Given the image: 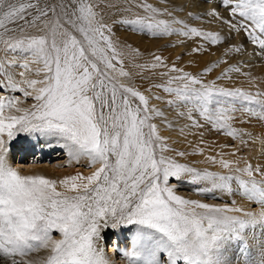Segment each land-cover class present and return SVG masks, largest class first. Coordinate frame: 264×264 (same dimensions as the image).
Here are the masks:
<instances>
[{
  "label": "snow or ice",
  "instance_id": "snow-or-ice-1",
  "mask_svg": "<svg viewBox=\"0 0 264 264\" xmlns=\"http://www.w3.org/2000/svg\"><path fill=\"white\" fill-rule=\"evenodd\" d=\"M222 2L233 4V0ZM136 6L147 15L122 23L146 29L153 36L176 31L169 21L157 19L160 9L147 2ZM61 7L65 8L63 19L52 20L49 12L55 15V7H40L39 0H0V91L19 90L36 102L25 108L17 97L0 96V252L10 264H110L95 242L101 227L133 224L139 227L131 247L121 250L129 264H165L161 255H166L167 264H228L224 259L228 246L242 243L249 228L264 227V171L250 163L235 167V173L247 174L248 179H243L201 171L166 155L174 150L152 122L163 113L150 105L149 96L119 79L130 73L111 36L105 34L111 33V27L96 10L99 3L71 0ZM230 12L243 20L224 22L237 32L243 30L264 49V0H235ZM209 15L219 17L215 9ZM181 31L212 44L224 39L217 32L195 27ZM199 51L200 47L193 49ZM154 60L150 66L137 67H167L160 56ZM15 67L22 71L13 72ZM214 67L215 63L204 72ZM228 71L239 68L232 66L225 74ZM161 75L168 76L167 83L154 87L175 93L168 103H194L219 128L228 127L230 119L222 105L237 100L264 105L258 99L264 93L204 83L175 65ZM174 81H180V86L172 87ZM193 126L201 127L196 121ZM20 132L60 137L70 157L84 156L89 167L98 166L88 175L77 173L59 181L22 175L6 158L7 143ZM228 134L234 135L235 130ZM222 156L219 161L215 156L208 159L225 169L237 163ZM254 173L262 179L257 180ZM185 174H190L188 183L211 182L200 192L231 193V181L236 180L242 194L260 204L261 210L216 206L177 195L170 178L180 181ZM53 229L59 231L60 239H53ZM42 249L48 254L39 261L29 258ZM251 264H264V245Z\"/></svg>",
  "mask_w": 264,
  "mask_h": 264
},
{
  "label": "bare ground",
  "instance_id": "bare-ground-1",
  "mask_svg": "<svg viewBox=\"0 0 264 264\" xmlns=\"http://www.w3.org/2000/svg\"><path fill=\"white\" fill-rule=\"evenodd\" d=\"M105 1L106 0H103V1L98 0L95 2V3H99V7L96 10L101 13L102 20L104 18H109V17L112 19L116 18V16L119 15L118 10H119V3L121 0H119V1L112 0L114 2V4H116V5H114V7L116 9L109 10L108 12H105V8L108 9V6H106ZM142 2H147L149 4H152L154 7L161 10L159 12V14L157 15V19H168V20L172 19V21H175V19L178 21V19H177L178 15H181V17H182V16H186V15L191 14L190 12H198V11L202 12L204 9H207L210 6V4H208V2H205V4H204L202 2H195L194 0H189V1L178 0L176 3H173L171 1H166V2L164 1L163 2L161 0H122L121 3L123 6H125V9L130 8V10L126 12V14H128V18L135 17L136 15H141V16L147 15V13L145 12L144 9L136 6L137 4L142 3ZM209 2H210V0H209ZM206 4H208V5L206 6ZM169 13L171 15H169ZM203 19H205V18H202V16H201L199 19L197 17H193L191 20L192 21H195V20L203 21V28L202 27L200 28L199 26L195 27V28L202 30V31L207 32V30L210 31V29L216 28V26L213 25L214 21L209 20V19H205V20H203ZM118 23H120V22H117V20L113 21L114 25H117ZM172 24L173 23H171V25ZM174 24H176V23H174ZM118 26H117V28L116 27L114 28L116 35H117V30H119L118 36L123 38L124 35H121V33H123L126 30L122 29V28H120V26L119 27ZM192 27H194V26L192 25ZM219 29L220 30L222 29L224 32H226L227 29L229 30V28L226 29V28H224V26L223 27L221 26V28H219ZM217 31H219V30H217ZM173 33L174 34H172L173 35V37H172L173 38L172 60L174 61V65L177 68H181L186 72L193 73V75H194L196 73H199L198 72L199 69H197L198 66L200 68L203 66H207L206 64H209L211 61L212 62H215L216 60L220 61V58L218 56L220 51H222L220 49L221 48L220 45L212 44L209 41L208 43L209 44L211 43V47H210V49H205V47L207 48V45H206L207 41H205L203 39V37H197V36H193L191 34L188 35L187 37L184 35V37H183V35L181 34L182 32L180 34L179 33L175 34V32H173ZM226 33L228 34V32H226ZM136 34H138V33H136ZM231 34H233V33H231ZM125 35L128 37V39H130V41L134 39L135 42L137 41L140 45L143 46V43H141V41H144V39H141L139 37L138 38L133 37V34H125ZM139 36H140V33H139ZM143 37H145V36H143ZM185 37L187 38V40H185L186 39ZM224 37H226V36H224ZM148 39H147V42H149V43L146 42L147 44H145V41H144V46H145L144 48H146L148 50V52H149L148 55H150V54L154 55L156 53V49H157L156 46H157V44H158L157 42H159V40L156 42V40L151 41ZM224 39H225L224 41L228 40V38L227 39L224 38ZM234 39L237 41L238 37H235ZM113 40H114V38H113ZM115 40H118V38ZM195 41H197V42L200 41L202 43L200 44V42H199L197 44V42L195 43ZM114 43L117 45V47H119L117 49L123 55V56L121 55V58L123 59L126 55V52H125L126 49L123 47V45L122 46L120 45L121 42L115 41ZM202 44H205V47L201 46ZM223 44H224V42H223ZM197 47H200L201 51L193 52V49L197 48ZM224 47H226V46H224ZM172 52H170V53H172ZM179 53H183V55H184V56L182 55L183 60H179V58H178ZM2 55H3V53L0 52V56H2ZM125 58L128 60L127 57H125ZM169 61H170V59H169ZM129 63H130V61H129ZM133 63L135 64L136 62H133ZM248 63H246V64L248 65ZM263 63L258 64L257 66L252 65L250 72H252V73H258L261 71L263 72V70H264V64ZM218 64L220 65V63H218ZM219 65L216 64L215 68L218 69ZM255 65H256V63H255ZM118 67H119V65H118ZM123 67L126 71H128L130 73V76L119 78V79H121L122 82L132 86L134 83V79H133L134 77H132V73H133L132 71L134 70L136 75L139 74V72L136 71L137 68H133V69L131 68V67H133L132 64H129V66L123 65ZM171 67H172V65L170 66L169 69L166 67H157L158 68L157 70L161 69L160 72H157L156 69H152L151 67H146V68L149 70V72H153L159 76V74H161V72H169ZM223 67H224V65H223ZM246 68H247V66H246ZM241 69H243V68H241ZM162 70H165V71H162ZM220 70H222V68ZM222 71L220 72V74L222 73ZM247 71L249 72V66H248V70H246V72ZM19 72H20L19 70L15 71V73H17V74ZM141 72H142V70H141ZM235 73L236 72H234L233 74H235ZM241 73H242V71H241ZM261 73L257 74V75H261ZM171 74L174 76H177L179 73L172 72V73H170V75ZM245 75H246V73H245ZM247 75H249V74H247ZM163 76L164 75H162V78H163ZM240 76L237 75L238 78ZM255 76H256V74H255ZM17 79H19L18 75H17ZM153 80H155V79H153ZM153 80L151 78L149 80V84H150V81H153ZM159 81L160 80H158V82ZM211 81H213V80L211 79ZM214 81L217 84L220 83V81H216V80H214ZM175 82L181 83L180 81H175ZM208 82H210V81L207 80L205 83H208ZM175 84H177V83H175ZM220 85H222V81H221ZM138 90L143 92L146 96H149L150 97V105H154L156 108H158L163 113L162 116L153 117L152 122L157 124L158 130L160 129L159 134L164 136V137H167V143H169L168 145L170 147H172L174 150V151L170 150V151L166 152L165 153L166 155L174 157L177 160V162H179V163L188 164L189 166L194 167V168L201 170V171L207 169L208 171L218 172V173H221L224 175H228V174L240 175L243 179H248L247 174L246 173H235L234 172L235 167L238 166L240 168H243V167H245L246 164L250 163L253 167L259 165L261 167L262 171H264V137H263L264 136V131H263L264 128L261 127L262 129H256L258 127H256L255 126L256 123H254L255 127H253V131L251 132L246 128L245 124H242L241 126L243 128H240L239 130H237L234 135H229L228 133L231 131V127L235 128L236 126L230 124L228 122V120L226 122H228L227 125H228V127H230L229 129H228V127L219 128L218 126H214L213 122H212V124L208 123L209 120L207 123H205L207 121V119L205 118V116L201 115V109L197 106H196V111L191 112V110L188 109L190 105H187L184 102L177 101L176 103H173L175 105H173L172 103L171 104L168 103V101H170V100L167 98L166 94H164V96H162V97L159 96L160 99H156V97L158 96L157 92L154 93L153 90L147 89L148 93H145L144 92L145 89H143V90L138 89ZM15 92L19 93L21 95V99H22L21 102H24L25 97H24L23 93L19 90H16V91L5 90V91H2L1 93L3 95H6L7 97H9V96L13 97L12 95ZM168 96H170V95L168 94ZM30 99H31L32 103H36L34 99H32V98H30ZM31 102H30V104H32ZM193 108L195 109V107H193ZM229 110H230V108H229ZM229 112H231V111H229ZM204 120H206L204 123L200 122V121H204ZM193 121L198 122V124L201 125V127L193 126ZM237 124H238V122H236V125ZM260 134H261V136H260ZM5 139L7 140L6 136H5ZM7 147H8V153H7L6 158H7V162L9 163V165L11 167L17 169L20 173L24 171V173H26L27 175H44L50 179H54V180L59 181V180L63 179L65 176L76 175L77 173H82L84 175H88L91 173V171L94 170L95 167L98 166V165H93V166L89 167L88 166V158L84 157V156H81L78 159L70 157L68 154L69 149H68V147L65 146V141L60 137L41 135V134L36 133V132H28L27 134L24 133V135L15 139L14 141L8 142ZM180 148L185 149L186 152L188 151V153H189V157H187L186 161L184 159V156L177 155V152H181V150H182ZM199 149H203V152L199 151ZM182 152H184V151H182ZM31 154H32V156H31ZM221 154H223V156H222L223 159L232 160V161H235L237 163L233 164L231 166V168L225 169L218 162L213 163L210 159H208V157L215 156L217 158V161H219V159H221ZM35 155H36V157H35ZM15 156H17L19 160H22V159L24 160V158L30 157L29 160H32V161H27V162H30L29 165L25 166L24 169H22L23 171H21V169L19 168V165H18L19 161L15 162L13 160V158ZM56 156L57 157L60 156L59 159L61 157H65V159L63 161L62 160L59 161V163L57 165L49 164L48 159H46V158L52 159V158H56ZM31 157H32V159H31ZM42 161H45V163H41ZM63 165H66V166L64 167ZM254 175L256 176L257 180L262 179V177L257 173H254ZM185 176H186V174H185ZM188 176L190 177V174H188ZM185 178H187V177H185ZM171 180H172V178H170V181ZM174 180H175V178H173V181ZM170 181H169V183H170ZM237 184H238V182L236 180L231 181V186H232L233 191L238 190L239 185L237 186ZM170 185H172V186L175 185L174 190H175L176 194L180 195L186 199L199 200L202 203H207V204L216 205V206L227 205L230 208L239 207V208L244 209L245 211H253L256 213H259L261 210L260 204L254 202V201L248 200V198L246 196L242 197L243 194H241V193H239V195H237L236 191H235V193H233V191L231 193H228V192L222 191L220 189H216L213 192H200L198 190L200 188L211 187L210 181H201L198 184H192V183L187 184V183L176 182V183L170 184ZM59 188H60V186L58 185V189ZM60 190H62V189H60ZM232 197H234V198H232ZM237 197H238V199H236ZM251 205H253L254 208H251ZM198 211H203V210L198 209ZM229 214L230 215H239V216L243 215V213H229ZM138 227H139L138 225H133L132 227L129 228L128 232L126 233L127 240L125 239L126 240L125 242L123 240V237L125 236L124 231H126V230L120 229V230L116 231L115 238H114L113 242H111V244L109 245V247L106 251V254H107L106 258L110 261V264H129L128 259L123 256V252L121 250L129 249L131 247L133 237L135 236ZM121 241H123L122 244L119 243ZM262 245H264V227H261L258 225L255 229L249 228L245 232V238H244V241L242 243H240V242L232 243L228 246V248L224 254V259L226 261H228V264H251L252 261H254L258 258V254L260 252ZM160 258H161V260L165 261V264H167L166 255H161Z\"/></svg>",
  "mask_w": 264,
  "mask_h": 264
},
{
  "label": "rangeland",
  "instance_id": "rangeland-1",
  "mask_svg": "<svg viewBox=\"0 0 264 264\" xmlns=\"http://www.w3.org/2000/svg\"><path fill=\"white\" fill-rule=\"evenodd\" d=\"M96 1H98V0H90V2H92V3H95ZM100 1H103V0H100ZM117 1H119V0H117ZM161 1H163V2L164 1L165 2L166 1H171L173 3H176L178 0H161ZM187 1H189V0H187ZM194 1L195 2H202L204 4H205V2H208V4H210V6L207 9H204L202 12H200V11H198V12H190L191 14L186 15V16H182V17H181V15H178L177 19H178V21H180L182 23L174 24L173 23L174 21H172V19H170V20L163 19V20H168L169 22L173 23L172 27L173 28L175 27L174 29H176V31H173V32H175V34L176 33L180 34L182 32L181 34L184 37L183 31H181V29H183L184 31H187L189 28H192V25L194 27L199 26L200 28L201 27L203 28V21H198V20L192 21L191 20L193 17H197L199 19L202 16V18L214 21L213 25L216 26V28H214V29L212 28V29H210V31L207 30V32H211V31L212 32H217L220 35H222V37L226 36L224 38H226V39L228 38V40H226V41H224L225 39H223L221 42L217 43L218 45H220V47H221L220 49L222 50V51H220V53L218 55L219 58H220V61L219 60H216L215 62L211 61L209 64H206L207 66H203V67H200V68L198 66L197 69H199L198 70L199 73H196L194 75L200 77V79L204 83L207 80L211 81V79L213 81L214 80L220 81V83L222 81V85H220V83H218V84L215 83V85L217 87H223V88H228V89H233V88L234 89H241L243 91L250 92L252 94H256L257 92L264 93V70H263V72L261 71L263 74L261 72H258V73L250 72L251 71L250 69L252 68L251 67L252 65L253 66H257L258 64H261V63L264 62V49H261V47L258 44H254L249 39L247 33H245L243 30H241L239 32L235 31L234 29L232 30L230 28V25L228 23L224 22V21H231L232 23H238V22L243 20V18L240 17L238 14L232 15L231 12H230V7L234 6L235 0H233V4L231 6H226L222 2V0H212V1L210 0V2H209V0H194ZM121 2H122V0L119 3V10L117 9L119 11V15H117L116 18H113V19L110 18V17L109 18H104L102 21H103V23H105V24H107V25H109L111 27V33H107L106 32L105 34L110 35L112 40L114 38V40H113L114 42L115 41L121 42L122 44L120 43V45L121 46L123 45V47L126 49L125 57H127L128 60L124 57L123 58V62H124L123 65L129 66V64H132L133 67H131V68L132 69L133 68H137L136 71L139 72V74H137V75L135 74L134 70L132 71L133 73L131 72L132 73V77H134L133 78L134 79V83H133L132 87L134 86V88L141 89V90L145 89L144 90L145 93H148V90H153L154 93L157 92V95L161 96V97L164 96V94H166V96H167V98L169 100H174L175 99V93L174 94L173 93H168V92L164 91L163 88L154 87V85H157V84H166L167 80H168V76L164 75L163 78H162L161 74H159V76H158V75H156L153 72H149V70L147 68H143L142 69L140 67H137L138 65H151L152 63H155L156 62L154 60L155 56H160L162 58L163 64L167 65L166 68H168V69L170 68L171 65H174V61L172 60V56H173V52H172V46H173L172 45L173 44V38L172 37H173V35L172 34H174V33L171 32V34H167V35H156V36H153L146 29L142 31V30H140L138 28L134 29L133 26L126 25V24L122 23L123 19H133L135 17L128 18V14H126L127 11H125V6H123ZM70 3H71V0H65V1L64 0H62V1L61 0H39L40 7H55V9H56L55 15H53L51 12H49V17L48 18H50L52 20H55L57 16H60L63 19V13L65 11V8H62L61 5H65L67 7ZM105 3H106V6H108V9L105 8V12H108L109 10H112V9H116L114 6L113 7H109V5H116V4H114V2L112 0H106ZM208 4H206V6ZM213 9H215V11L219 14V17L213 16V15H209V13ZM68 10L70 11V9H68ZM33 12H34V10H33ZM220 17H222L223 20H221ZM205 19H203V20H205ZM115 20H117V22H120V23H118L117 25H114L113 21H115ZM175 21H177V20L175 19ZM118 25L120 26V28L126 30L123 33H121V35H124L123 38L118 36L119 35V30H117V35H116L115 30H114V28L115 27L117 28ZM221 26L222 27L224 26V28H226V29L229 28V30L227 29V31H226V32H228V34L226 32H224L222 29L221 30L219 29V28H221ZM217 30H219V31H217ZM30 31H34V30H30ZM230 32L233 33V34H231ZM136 33H138V34H136ZM139 33H140V36H139ZM125 34H133V37H137V38L139 37L141 39H144L145 44L149 43V42H147L148 38H149L148 40H151V41L156 40V42L159 40V42H157L158 44L156 46L157 47L156 53L154 55H151V54L148 55V53H149L148 50L146 48H144L145 47L144 46V41H141V43H143V46L140 45L137 41H136L137 42L136 43L134 39L131 40L132 41L131 42L130 39H128V37ZM141 34L142 35L144 34L143 36H145V37H143ZM235 37H238L237 41L234 39ZM117 38H118V40H115ZM185 40H187V38ZM196 42L197 41H195V43ZM199 42L200 41H198L197 44ZM208 42L209 41L206 42L207 43L206 44L207 48L205 47V44H202L201 46L205 47V49H210L211 43L209 44ZM223 42H224V44H223ZM201 43L202 42H200V44ZM224 46H226V47H224ZM116 47H117V45H116ZM117 48H119V47H117ZM235 49H239V51H236ZM170 52H172V53H170ZM182 55H183V53H179V55H178L179 60H183V56L184 55L183 56ZM169 59H170V61H169ZM129 61H130V63H129ZM133 62H136V63L134 64ZM213 63H215L217 65H219L218 63H220L218 69L214 67L211 72H207L208 74L205 73L204 69L209 67V66H211ZM246 63H248V65ZM255 63H256V65H255ZM223 65H224V67H223ZM232 66H235L236 68H239V71H232V72L228 71L225 74V70L231 68ZM246 66H247V68H246ZM248 66H249V72L248 71L246 72V70H248ZM17 68L18 67L13 68L12 71L13 72H15L17 70L22 71V69H20V68L17 69ZM219 68L220 69L222 68L223 71L220 70ZM241 68H243V69H241ZM155 69H156L157 72L161 71V69L160 70H157L158 68H155ZM141 70H142V72H141ZM165 70H162V71H165ZM221 71H222V73L220 74ZM241 71H242V73H241ZM234 72H236V73L233 74ZM161 73H166V72H161ZM245 73H246V75H245ZM260 73H261V75H257V74H260ZM191 74H193V73H191ZM247 74H249V75H247ZM255 74H256V76H255ZM237 75L240 76V77L238 78ZM172 76H174V75H172ZM151 78H152V80L153 79H155V80L150 81V84H149V80ZM203 79L204 80L206 79V80L204 81ZM158 80H160L161 82L160 81L158 82ZM175 83H177V84H175ZM171 86L172 87H178V86H180V83L174 81ZM1 92H0V96L7 97L6 95H3ZM168 94L171 97L168 96ZM12 96L19 98L20 102L22 101L21 95L19 93L15 92V93H13ZM258 99L263 101L264 100V95L258 97ZM30 102H31L30 98H25V101L21 102L19 106L28 108L32 104H34L32 102H31L32 104H30ZM186 104L190 105L188 109L191 110V112H195L196 111V105L194 103H190V104L186 103ZM173 105H175V104H173ZM193 107H195V109ZM222 107H227L228 110L230 108L229 111H231V112L228 111L226 113V115L229 116L230 119H231V120L229 119L228 122L230 124H232V125H235L237 127V128L236 127L235 128L231 127V131L235 130V132H236L240 128H243L241 126L242 124H245L246 128L249 131H251V132L253 131V127H255V126L258 127L256 129L264 128V105L256 103V102H247V101H243V100H237L236 102H234L232 104H224V105H222ZM5 111L7 112V109ZM205 121L206 120L200 121V122L204 123ZM207 122H208V120L205 123H207ZM228 122H226V123H228ZM236 122H238L237 125H236ZM208 123L212 124V121H209ZM254 123H256L255 126H254ZM229 128L230 127H228V129ZM158 131H160V129ZM24 133L27 134L28 132H20V133H18L14 137V139L12 141H14L15 139L21 137L22 135H24ZM260 136H261V134H260ZM170 149H173V148L170 147ZM180 149H182L181 152L184 151V153H185L184 159L186 161L187 157H189V153H188V151L186 152V150L183 149V148H180ZM32 154H31V156H32ZM35 157H36V155H35ZM59 157L56 156V158H52V159L51 158L50 159L46 158V159H48L49 164L57 165L59 163V161H61V160L63 161L65 159V157H61L59 159ZM29 158L30 157L24 158V160L23 159L19 160L18 157L15 156L13 158V160L15 162L19 161L18 162L19 168L21 169V171H23L22 169H24V167L29 165V163H30V162H27V161H32V160H29ZM31 159H32V157H31ZM41 163H45V161H42ZM63 166L65 167L66 165H63ZM21 174L22 175H27L26 173H24V171L21 172ZM185 177H187V178H185ZM185 177H184L183 180H180V181H177L176 179H175L176 181L175 180L173 181V178H172V180L170 181V184H174L176 182H179V183L181 182V183H187L188 184V182H186V181L190 177L188 176V174H186ZM173 186L175 187V185H173ZM237 186H238V184H237ZM235 191H236L237 195H239V193L242 194V192L239 190V188H238V190H235ZM235 191H233V193H235ZM242 197H244V195ZM232 198H234V197H232ZM236 199H238V197ZM252 206L253 205H251V208H254V206L253 207ZM132 226H133V224H122V225L117 226L116 228H111V227L104 228L102 226L101 230H100V238L96 239V241H95L97 248H102L103 251H104V255L107 257L106 251H107L109 245L111 244V242H113V240L115 238L116 231H118L120 229H123V230L125 229L126 230V231H124L125 232V236L123 237V240L125 242L127 240L126 233L128 232L129 228L132 227ZM52 237H53V239H60L61 238V234L59 233L58 230L53 229L52 230ZM119 243L122 244L123 241H121ZM47 254H48V251L42 249L39 252L31 253L29 258L34 259L36 261H39L42 257L46 256ZM0 264H10V259L8 257H5L2 252H0ZM180 264H182V262H180Z\"/></svg>",
  "mask_w": 264,
  "mask_h": 264
}]
</instances>
